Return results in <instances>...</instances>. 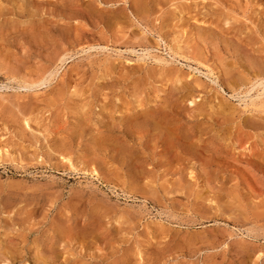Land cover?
Instances as JSON below:
<instances>
[{
  "label": "rangeland",
  "instance_id": "1",
  "mask_svg": "<svg viewBox=\"0 0 264 264\" xmlns=\"http://www.w3.org/2000/svg\"><path fill=\"white\" fill-rule=\"evenodd\" d=\"M0 264H264V0H0Z\"/></svg>",
  "mask_w": 264,
  "mask_h": 264
},
{
  "label": "bare ground",
  "instance_id": "2",
  "mask_svg": "<svg viewBox=\"0 0 264 264\" xmlns=\"http://www.w3.org/2000/svg\"><path fill=\"white\" fill-rule=\"evenodd\" d=\"M52 81V80H51ZM158 111V110H157ZM150 112V111H149ZM140 118H142V117H140ZM139 120V119H138ZM160 126V125H159ZM161 126H163V125H161ZM167 130H168V128H167ZM166 132V131H165ZM171 132V131H170ZM166 135V134H165ZM171 137H172V134H171ZM174 137V136H173ZM170 141V140H169ZM122 151V150H121Z\"/></svg>",
  "mask_w": 264,
  "mask_h": 264
}]
</instances>
